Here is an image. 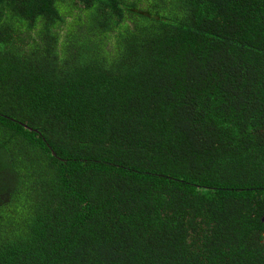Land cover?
<instances>
[{
    "label": "trees",
    "instance_id": "trees-1",
    "mask_svg": "<svg viewBox=\"0 0 264 264\" xmlns=\"http://www.w3.org/2000/svg\"><path fill=\"white\" fill-rule=\"evenodd\" d=\"M0 264H264V0H0Z\"/></svg>",
    "mask_w": 264,
    "mask_h": 264
}]
</instances>
